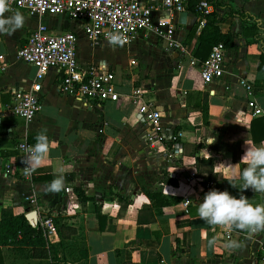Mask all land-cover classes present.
Segmentation results:
<instances>
[{
  "label": "crops",
  "instance_id": "1",
  "mask_svg": "<svg viewBox=\"0 0 264 264\" xmlns=\"http://www.w3.org/2000/svg\"><path fill=\"white\" fill-rule=\"evenodd\" d=\"M220 1L264 21V0ZM210 11L219 18L220 31L237 35L231 45L225 46L222 74L209 81L200 78L195 62L200 59L189 52L182 58L179 55L175 72L169 74L167 66H159L156 71L149 67L147 77L135 81L128 60L134 55L144 58L151 50L142 47L147 44L146 36L139 34L133 42L113 48L104 41L86 40L80 22L64 15L66 19L60 14L37 17L18 7L5 13L10 17L20 12L25 22L11 35L0 34V107L10 101L14 91L27 88L34 79L35 66L18 58L15 50L38 21L53 31L73 29L79 36L78 60L113 68L118 84L117 100L83 101L57 90L60 70L50 67L41 78V103L31 118L0 114V206H9L13 213L23 212L28 205L23 195L33 188L47 213L53 216L59 209L76 226V233L70 239L75 246L71 251L74 257L68 260L67 251L60 248L57 254L63 253L64 259L58 264H264V231L213 228L197 214L204 194L213 189L236 198L243 195L253 205L264 204L263 193L242 190L239 179L246 167L239 164L240 158L246 143L253 142L250 120L259 116L264 120V70L257 69L260 46L247 41L250 32L243 28L245 23L227 8L212 6ZM203 22V16L186 10V22L181 23L175 36L183 42L188 28L195 25L194 32L198 33ZM261 38L264 48V32ZM100 47L109 54L98 52ZM118 53L124 62L118 60ZM240 78L251 83L250 95L239 83ZM137 86L161 110L166 128L177 129L178 140L167 148L172 153L170 158L144 138V122L136 105L127 98V92ZM249 97L258 104L260 113H250L246 105ZM43 129L50 141V155L34 173L26 175L20 171L24 157L15 143L25 136L34 145ZM258 131L260 128H256ZM253 143L260 146L264 138ZM195 155L199 158L197 165ZM207 158L210 170L203 161ZM58 168H63L64 187L73 191L79 188L89 199H79L74 191L75 205L64 209V187L55 194L46 191ZM35 176L39 177L33 179ZM143 185L176 199L151 206L141 190ZM95 207L105 216L103 229L98 227ZM46 236L50 242L58 240L54 229ZM213 238L215 245L209 246ZM229 240L241 246L228 250L224 245ZM83 246L85 257L78 252ZM0 249V264H48V259L24 257L7 246Z\"/></svg>",
  "mask_w": 264,
  "mask_h": 264
},
{
  "label": "built area",
  "instance_id": "2",
  "mask_svg": "<svg viewBox=\"0 0 264 264\" xmlns=\"http://www.w3.org/2000/svg\"><path fill=\"white\" fill-rule=\"evenodd\" d=\"M191 1H194L197 11L204 13L211 10L212 5L207 0H9V4L10 8H22L37 17L43 14H60L77 20L80 22L82 36L92 43L107 42L109 33L118 32L125 38L123 45H126L142 34L148 40L160 42L165 49L184 53L187 51L182 40L175 36L181 26L177 14L182 10L186 11ZM78 37L73 29L53 31L41 21L31 27L16 48L15 54L22 61L35 66L34 79L27 88L13 92L10 101L0 107V114L31 118L41 103V78L50 67L60 70L56 88L61 93L83 101L117 100L119 89L114 69L104 64L81 63L76 55ZM225 48L221 41H217L210 45L205 58L195 60L203 81L220 77ZM2 60L3 54L0 53V61ZM134 63V58H129L128 64L131 66ZM239 83L250 95L251 83L245 78H240ZM145 93L144 89L137 86L127 92V98L136 105L144 122L145 140L149 144H156L170 158L172 153L167 150L166 141H170L176 134L172 129L166 128L162 122L161 110L150 103ZM246 105L251 114L261 112L252 97L247 98ZM31 146L33 144L25 136H21L15 143V148L24 158ZM24 167L22 164L20 171L25 172ZM64 191V209L72 208L75 205L72 201L75 193L68 186L64 187ZM36 193L31 188L23 195L28 205L22 210L24 214L33 211L34 218H29L32 224L41 226L48 234L54 229V222L51 214L38 203Z\"/></svg>",
  "mask_w": 264,
  "mask_h": 264
},
{
  "label": "trees",
  "instance_id": "3",
  "mask_svg": "<svg viewBox=\"0 0 264 264\" xmlns=\"http://www.w3.org/2000/svg\"><path fill=\"white\" fill-rule=\"evenodd\" d=\"M211 3L213 7H223L227 8L232 16L239 18L245 23L244 27L250 33V37L247 39L248 42H258L260 46L259 58L257 61V69L264 70V48L263 40L261 38V33L264 32V21L260 18L255 17L252 13L245 9H234L231 6H227L221 3L220 0H207ZM187 10H191L198 14L200 17H204V22L201 25L198 33L194 32L195 25H191L188 28L187 34L183 40L186 44V51L192 56L203 59L208 53L210 45L221 41L224 46H229L232 44V39L237 33L230 31L222 32L218 27L219 18L216 16L214 11L200 12L195 10L194 1H191L187 6ZM205 118V116H204ZM256 128H260V133L256 132ZM177 129L172 128V132ZM249 131L251 140L253 142L260 141L264 138V120L262 116L253 118L250 120ZM178 137L175 135L170 141H166V144L176 142ZM195 164H198V156H194ZM210 159L207 158L203 161L207 162V170L211 169ZM39 176L33 177L36 178ZM141 190L150 200L151 206L165 205L175 201V197H167L160 189H155L143 185ZM77 197L81 200L89 199L87 196L82 194V190L79 188L74 189ZM264 198V193H263ZM124 203L128 202L127 198H123ZM59 210V209H58ZM57 210L56 214L51 215L54 222V229L58 236L56 242H50L47 239L46 233L41 226L33 225L29 223L26 219L24 212L13 213L9 206H0V246H7L14 252L23 255L24 257H31L37 259H48V264H58L59 260H63V253L58 256V249L64 248L73 235L76 233V226L67 221V218L60 214ZM99 229H103L105 216L100 213L99 208L95 207L94 210ZM153 217L150 213L149 219ZM137 217V221H139ZM240 231V230H238ZM1 252V249H0ZM78 252L81 256H86L85 246L80 247ZM1 262V258H0Z\"/></svg>",
  "mask_w": 264,
  "mask_h": 264
},
{
  "label": "clouds",
  "instance_id": "4",
  "mask_svg": "<svg viewBox=\"0 0 264 264\" xmlns=\"http://www.w3.org/2000/svg\"><path fill=\"white\" fill-rule=\"evenodd\" d=\"M8 11L9 0H0V34L11 35L24 25L25 18L20 12L5 17ZM106 40L113 48L123 46L126 42L118 32L109 33ZM46 132L47 130L43 129L36 135L35 144L28 148L27 156L21 161L25 166L26 175L34 173L50 155V141ZM213 142L214 140L211 143ZM239 164L246 165L239 176L243 182L242 190L251 189L253 192L264 193V143L260 146L253 142L246 143ZM54 176L55 178L46 186V191L53 194L59 193L64 187L63 168H58ZM229 184L236 188L234 183ZM197 214L200 220L213 228L220 227L227 231L235 229L249 233L264 231V204L253 205L243 195L236 198L227 191L210 190L199 203ZM208 245H215V239H210ZM240 246L235 240H229L224 245L228 250H235Z\"/></svg>",
  "mask_w": 264,
  "mask_h": 264
},
{
  "label": "rangeland",
  "instance_id": "5",
  "mask_svg": "<svg viewBox=\"0 0 264 264\" xmlns=\"http://www.w3.org/2000/svg\"><path fill=\"white\" fill-rule=\"evenodd\" d=\"M60 18L66 19V17H64L63 15H59ZM148 45V46H147ZM141 48V46H139ZM144 47V50H149L150 51H146V54L143 57H141V59L139 57L135 58L136 55L133 56L135 63L131 66H128V68L130 67V71L131 74H134V80L138 81V79H140L141 77H147L146 76V71L149 67H151L152 69H154V71H156L158 69L159 66H162L160 68H164L165 66H167L169 69H166V71H169V74H171L172 72H175V69L178 66V59H179V55H181L182 58V54L183 53H178L177 51L174 50H169V49H165L164 47H162V45L160 44V42L158 41H151L148 40L146 46H142ZM98 52L100 53H106L109 54L110 51L105 50L103 47H100L99 49H97ZM172 55H178L176 58L171 57ZM118 60H120L121 62H124L123 58H120V55L118 53L117 55ZM168 74V75H169ZM146 89L147 86H145ZM74 242L73 241H69L67 243V245L64 247L65 250L67 251V256H68V260H72L73 253H71V251L74 250ZM72 263V262H71ZM38 264V263H37Z\"/></svg>",
  "mask_w": 264,
  "mask_h": 264
},
{
  "label": "water",
  "instance_id": "6",
  "mask_svg": "<svg viewBox=\"0 0 264 264\" xmlns=\"http://www.w3.org/2000/svg\"><path fill=\"white\" fill-rule=\"evenodd\" d=\"M177 19L180 23H185L186 22V11L182 10V11L178 12ZM24 215H25L26 219L29 221V223L32 224V222L29 218L30 217L34 218V212L31 211V212L25 213Z\"/></svg>",
  "mask_w": 264,
  "mask_h": 264
}]
</instances>
